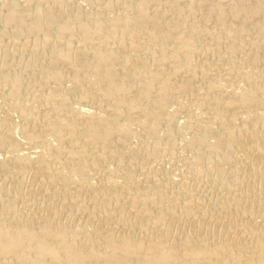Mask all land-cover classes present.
I'll return each instance as SVG.
<instances>
[{"label":"bare ground","instance_id":"bare-ground-1","mask_svg":"<svg viewBox=\"0 0 264 264\" xmlns=\"http://www.w3.org/2000/svg\"><path fill=\"white\" fill-rule=\"evenodd\" d=\"M132 1L92 0L93 10L80 5L69 6L71 3L68 5L67 0H54V8L48 0H9L6 3L5 23L15 24L12 38L23 31H39L40 37L33 38L31 51H39L47 40L52 41L54 47L49 50L50 55L47 54L44 63H38L34 58L27 61L41 75L31 83L25 82L17 70L8 69L0 73L1 97L6 100L9 110L17 111V125L25 135L24 142L44 150L43 153L35 152L34 157L31 154V157L13 154L8 160L0 161V168L9 164L18 178L22 177L25 169L31 168L33 174L28 176V183L34 182V176L38 174L39 181L63 185V188L69 184L72 192L69 196L76 198L74 206L88 208L94 212L95 219L87 222L82 232H77L73 219L61 222L45 213L21 217L15 206L0 196V264H264V203L257 210L247 212L237 205L241 201L236 203L231 197L230 204H226L223 201L225 195L221 194L206 206L205 200L199 202L189 193L184 182L175 186L176 192L168 197L162 193L164 180L148 174L145 177L153 185L142 187L139 184L143 183L134 181L132 169L128 167L121 185L112 183V173L109 175L108 170L103 182L101 180L95 186L101 195L98 196L97 192L98 197L93 200L85 201L86 198L77 194V187L88 182L87 172L97 171L103 153L117 164L118 169L125 167L122 165L124 158L126 161L134 157L132 152H124L126 137L120 136L127 133L126 127L136 111L147 117L148 122L141 124V128L148 130L157 150L159 140L156 132L160 120L164 119L168 124L173 122L172 115L164 111V105L173 97L170 83L178 75L184 78L176 85L177 94L187 97L184 108L188 112L191 106H196L201 112H197L198 115L189 112L185 125L194 133L193 139L184 141L193 151L189 164L193 174L197 175L212 165L220 168L224 163L236 162L230 155L233 147L255 154L251 161L255 157H264V116L253 118L250 115L251 118L246 117L239 122L234 111L259 108L264 114V72L241 71L240 77L249 87L240 93L222 95L223 92L219 91L221 84H211L207 71L199 67V62L197 69L193 58L197 51L203 55L216 49L221 37L216 34L213 44L195 43L199 34L210 32L205 21L213 19L215 24L223 26L228 37L231 33L241 37L236 41L238 36H233L235 41L228 43L222 57L236 55V51L248 44L249 31L254 30L257 33L254 47L258 48L260 55L256 53L251 61L248 60V65L253 69L260 59L264 61V21L255 22L251 27L252 19L264 13V0H227L231 2L230 6L223 0H197V3L194 0H169L170 7L175 8L163 9V14L159 12L162 15L156 10L159 2H154L156 11H149L147 4L151 0H135L133 13L125 16L127 18L122 17V13L133 6ZM224 4L229 10L224 8ZM165 18L171 20V26L165 27ZM197 18H201L209 28L196 24ZM113 36L115 38L112 39ZM169 41L170 45L166 43ZM167 63L168 71L165 70ZM60 64L67 69L66 75ZM161 72L167 77L158 78L164 74ZM62 76L68 80L69 87L55 81L53 86L49 83L50 79L58 81ZM133 92L135 94L129 97ZM72 99L87 100L95 106L102 103L103 107L107 106L108 114L104 115L100 111L102 106H99L101 108L96 114L89 115L75 109ZM203 115L217 120L219 130L214 131L216 128L211 123L200 126ZM4 116L0 115V149H15L21 143L14 138L12 123L7 122ZM47 134L54 137L55 144L47 141ZM210 134H214L213 141L209 140ZM166 138L173 142L174 133L167 132ZM250 139L259 142L246 146ZM220 148H225L221 155ZM239 155L244 156L243 152ZM217 179L221 182L219 175ZM90 182L87 184L93 183ZM67 204L65 207H70ZM227 206L236 207V212L220 215V209ZM200 207L208 210L202 212L206 213L204 217L196 213ZM179 214L186 219L181 215L184 221L180 220L175 225L174 219Z\"/></svg>","mask_w":264,"mask_h":264},{"label":"rangeland","instance_id":"rangeland-1","mask_svg":"<svg viewBox=\"0 0 264 264\" xmlns=\"http://www.w3.org/2000/svg\"><path fill=\"white\" fill-rule=\"evenodd\" d=\"M8 1L9 0H0V73L5 71V70H8V69L11 71L17 70L18 72L21 73V76L23 75L22 78L24 79L25 82L27 80L28 83H31V81L35 80V78L38 77L40 75V73L37 70L35 72V70H34L35 68L30 65L31 64L30 61L29 62H27V61L31 60V58H34L37 60V61L35 60L36 62L44 63V60L45 61L47 60V56H48L47 54H49L48 53L49 50H51L54 47V43L52 41L46 39L47 41H44L42 43L43 46L41 45L42 48L40 47V49H42V50L39 49V51L36 50V51L32 52L31 51L32 50V41H33L34 37H37V36L40 37V34L37 33L39 31H37V32H35L33 30L32 31H23L21 33V35L20 34H18V36L16 35L18 38L17 37L12 38L13 35H15V34H12L11 31H12V29L14 30V28H12V27L15 24L11 23V22L5 23V19H4V15L7 14V12H5L6 11L5 6H6V3ZM17 1L20 2V1H24V0H17ZM48 1L50 3L51 2L53 3V4L52 3L51 4H52V8H54L53 7V5L55 3V2H53L54 0H51V1L48 0ZM133 1H134V3H133ZM133 1H132L133 6L131 5L132 7H130V9L128 8L127 10H125L126 12L122 13V17L127 18L125 16H130L131 13H133L131 11H134L132 8L134 6L136 7L135 2L137 0L136 1L133 0ZM168 1L169 0H167V1H164V0H153L152 1L151 0L150 3L148 2V4H147V9L149 11L158 10L157 12H158V14H160L159 12L165 11L163 9H168V8L170 9L171 8L170 7L171 5H170V3L168 4ZM230 1L232 2L233 0H230ZM154 2H157V4L159 2L158 5H160L161 8L162 7L163 8L161 9L159 6V9H158L157 4ZM227 2H228L227 0L226 1L223 0V3H227ZM229 2L227 4L230 6L231 2L230 3ZM90 3H91V6H90ZM194 3H197V0H196V2L194 0ZM67 4L68 5L70 4L69 6H73V5L79 6L80 5V7H82V8L84 7L85 9L87 8V10H93L94 9L92 0H67ZM149 4H151V6H149ZM182 4H180V5H182L184 7L186 6V5H184L186 3L183 2ZM227 4L223 5L224 8H227V6H228ZM135 7H134V9H135ZM153 7L154 8L157 7L156 10H154ZM172 8H175V7L172 6ZM227 9L229 10V7ZM227 9H225V11L228 13ZM172 10H174V9H172ZM163 12H161V13L163 14ZM125 13H126V15H125ZM162 14H160V15H162ZM199 14L200 13H198V15ZM197 19H199L200 21L199 20L197 21ZM197 19H195L196 24H199L201 26H206V27L209 26L210 27V28L208 27L210 29V32H209L210 34L209 33L199 34L196 37L197 39L195 38V43H197L199 45L213 44L214 39H215L214 38L215 34H216V36H221L219 38L221 41L219 40L220 43L219 42L217 43L216 49L214 50V52H216L217 54L212 51L211 54L200 55V54H198L199 51H197L195 57H193L195 60V63H196V67L201 64L199 67L200 68L202 67L203 69H205L207 71V73L209 74V78H210L209 82L211 84H215V85H217L218 83L221 84V88H220L221 90H219V91L221 94L223 92L222 95H225L226 93H231V92L240 93L242 91V89L249 87L247 82L242 81V79L240 77V75H241L240 72L241 71H242L241 73H244V71H245V73L248 71L254 72V73H257V72L263 73L264 72V61L261 59L258 61V64L253 66V69H252V67H250L248 65V62H249L248 60L251 61V59L254 57V55H257V54L260 55L258 52L259 51L258 48L254 47V44L256 45V42H257V33L254 30H253V32L249 31V33H248L249 36H247L248 37V39H247L248 44H245L243 47H241L238 50V52L236 51V53H235L236 55H234L232 58H228V57L226 58L224 56L222 57L223 51H225L228 43L230 44V42L235 41V39H236V41L239 40L241 38L240 35L238 36L235 33L234 34L231 33L229 35L230 37H228L226 30H224V28H222L223 26H218L217 24H215L213 19H211L210 22L205 21V24H207L208 26L204 24V21L201 18H197ZM260 20L264 21V13L263 12L252 19L251 27H252V25L255 24V22H258ZM169 21H171V20H169V19L166 20V18H165V22H164L165 27H169L172 25V22H169ZM48 30L51 31L50 29H48ZM217 30L219 31V33L217 32ZM40 32H41V30H40ZM74 32H76V31H74ZM250 32H252V33H250ZM19 35H20V38H19ZM223 35H225V37H223ZM234 35L238 36L237 37L238 39L237 38L234 39L233 38ZM73 36H76V33H73ZM231 36H232V38H231ZM227 37L229 40L226 39ZM15 38L18 40H16ZM113 38H115V37L113 36L112 39ZM255 38H256V40H255ZM12 39H14V40H12ZM230 39H232V40H230ZM196 40H197V42H196ZM13 41H14V43H13ZM170 41L166 42V43L168 45H170ZM16 60H17V62H16ZM23 60H24V63H26V64L22 63ZM19 62H21L22 64ZM204 62H205V64H204ZM202 63H203V65H202ZM233 63H235V66ZM214 64H217V66H215ZM230 64H232V65H230ZM236 64H237V66H236ZM60 67H62V69L65 71L64 75H66L67 69L64 68L65 66L60 64ZM199 67H197V69ZM233 67H235V68L231 69ZM166 68L169 70V64L168 63L165 66V70L168 71ZM234 70H236V71L234 72ZM161 73H164V72H161ZM160 76L161 77H158L160 79H162V78L164 79L167 77V75L165 73L160 74ZM228 76H230L231 79H229ZM175 78L176 79H173V82L170 83V86L172 87L171 90H173L171 92L172 93L174 92L173 97L170 99V101H168L164 105V111L167 114L172 115L173 122L168 124V123H166V121L164 119L160 120V122L157 126V132H156L157 138L159 140V146L157 147V150L154 148V144L152 143V141L149 138L150 133L147 132L148 130L144 129L145 130L144 131L143 128H141V124H145L148 122V119H146L147 117L145 118L144 117L145 115L142 114V112L136 111V113L133 114V118L131 119L130 124H128L126 127V130L128 128V130L126 131L127 133L124 132V134H123L124 136L123 135L120 136V137H124L123 139H125V137H126V139L124 140V149H123L124 152L125 153L132 152L134 154V157L132 159L127 158L126 161L124 158L123 159L124 163L122 162V165L125 167L123 169H118L117 164L114 161L110 160L108 158V156L106 155V153H103V155L104 156L106 155L107 157H103V155H102V159L100 157V159H99L100 163L98 164V169H97L98 172L97 171H94V172L89 171L91 173L87 172L86 176L88 177L87 178L88 182L91 181L93 183L90 182L91 186L87 184L88 182L85 184L83 183L84 185L81 184L80 186H78L80 189H78V187H77V194L79 193V196H83V197H81L83 199L86 198L85 201H88L89 199H90L89 201L93 200L94 198L101 195L100 191L99 192L97 191L98 192V194H97V192L95 190L96 189L95 186L97 187L100 184L99 182L101 180H102L101 182H103L104 175L108 170H109L108 171L109 175H111V173H112V175H111L112 179L110 177V179L112 180V183L114 181V184L117 183L116 185H121L122 183H124L125 172H126V169L128 167V168L132 169L131 172H132V177L134 178V181L138 182L137 184L143 183V184H139L142 187H151L153 185V182H148L149 180L147 179V177H145L148 174H150V175L154 174L156 179L158 178L159 180H164L165 185H163L162 193L165 196L170 197L172 194H174L176 192V187L179 185V183L184 182L185 186H188L187 189L189 190V193L191 195L193 194L194 198L197 199V201L199 199V202H201V201L203 202L205 200L204 204L206 203V206H208L207 205L208 203H212L214 201V198L223 194V195H225L223 197L224 198L223 201L226 204H230L231 197H232V199L236 200V203H238L237 201H241V203L239 202L240 204L239 203L237 204L241 207V209L243 208V210H246L247 212L257 210L259 205L261 207L264 203V157H263V159L262 158L259 159L258 157H255L253 159V161H251V157H253V155H255V154L250 153V152L245 153L244 149L238 148V150H237L236 149L237 147H233V148H231V150H232V153H234V154H232L231 150H230V155L233 157L234 161L236 160V162L233 161L234 163L231 162L230 164L224 163L223 165L220 166V168L212 165V166H210V168H207L206 170H202L197 175H195L191 172L192 169L190 168L189 164H190L191 159L193 158V151H190V149H188L186 142H187V140L193 139L194 133H193L192 129L190 130V129L185 128L186 127L185 125H186V123H188L189 116L191 113H195L194 115H198L197 112L198 113H201V112L196 108V106H193V107L191 106L189 108V111L188 112L186 111V109L184 107L187 105V101H186L187 97L177 94V89H176V85L178 84V82L180 83V81L182 79L184 80V78H182L181 75L180 76L178 75V77L176 76ZM59 79L57 81L56 78H52L49 80V83L53 86L54 81H55V83L58 82V83H61V85H63V86L65 85V86L69 87L70 84H69L68 80L65 79L64 76H62V78L60 77ZM64 80H65V82H64ZM250 86H251V84H250ZM89 90H91V89H89ZM224 90H226V91H224ZM134 94H135V92L131 93V95L129 97L133 96ZM71 98H73V97H71ZM262 98L264 99V94H262ZM3 100L4 99L1 97V91H0V105H1L0 115L1 116L6 115L4 117L7 119V122H9L10 124L12 123L11 129L13 131V136L16 140L20 141L21 144L18 147H16L15 149H11L12 152L10 149L1 148L0 149V159H1L0 161H3V159H4V161L8 160V157H10L13 154H16V155H23V154L24 155H30L31 154L33 156L35 152L36 153H43L44 150L42 148L35 146V145L31 146V145L27 144L26 142H24L25 141V137H24L25 135L21 132L19 126L17 125L19 122L18 113H17V111L11 110V108L9 110V108H7V104H5L6 100L5 101H3ZM71 104L75 109L82 110L89 115H93V113L96 114V112H98L101 108L99 106H102L100 111H102L103 114L104 113L106 115L108 114L107 106L105 105L103 107L104 104H102V103L99 104V106H98V104H96V106H95L94 104L89 103L87 100H81L80 101V100L72 99ZM153 104H154V102H153ZM183 105H185V106H183ZM182 106H183V109L181 108ZM103 108H105V109H103ZM103 110H105V112ZM249 110L242 111V109L239 110V108L234 110L237 113V118H238L239 122H240V119L246 120V117H247V119H249L251 117L254 118V117L264 116V114L260 111L259 108L258 109L252 108V110L251 109H249ZM106 111H107V113H106ZM259 111H260V113H259ZM189 112H191V113H189ZM246 113H248V115H246ZM256 114L257 115L259 114V115L256 116ZM250 115H251V117H250ZM203 116L204 117H201L202 120L199 122L200 126H205V124L207 125V123H211V126L216 128V129L212 128V129H214V131L219 130L218 129L219 124H218L217 120H214L215 121L214 122L212 119H210L208 117L206 118V115H203ZM167 132H173L174 133L173 142H170L166 138ZM210 135H211L212 139L209 136V140L213 141L214 134H213V136H212V134H210ZM46 139H47V141L51 142V144H55L54 137L51 136L50 134L46 135ZM251 140L252 139L246 141V143H245L246 146L247 145L251 146L254 141H255L254 142L255 145L259 142L257 139L253 140V141H251ZM184 141H186V142H184ZM184 143H186V144H184ZM263 143H264V140L262 141V144ZM220 151H222V152H220ZM224 151H225V148H222L221 150H219V154L221 155ZM238 151H240V152H238ZM237 152H238V154H237ZM242 152H243L244 156L239 155V153L241 154ZM31 155H30V157H31ZM240 156H242V157H240ZM246 157L250 158V160L247 159ZM113 170H115V171H113ZM177 171H179V172H177ZM100 173H102V174H100ZM30 174L31 175L33 174V170H31V168H27V169H25L22 177L20 176V178H18V175H16L13 172L12 167H10L9 164L6 165V168L5 167L0 168V191H1L0 196L3 197V199L7 200L9 203L13 204L15 206V208L17 209V211L21 214V217L39 216V215H41L40 213H42V214L45 213V215L47 217L53 218V219L57 218L56 220L61 221V222L68 221V220L72 221V219H73V221H72L73 227H74L75 231H77V232H82L83 231L82 229L84 226H86V223L92 221V219L93 220L95 219L94 212L92 213L91 211H89L88 208L85 207V209H84V208L78 207L76 205L74 206V204L76 202V198L69 196L70 194H72V192L70 191V185L69 184L64 185V188H63V185H59L60 187L57 185H54L52 183H51L52 184L51 185L48 182L39 181V179L37 177L38 174H37V176L36 175L34 176L35 177L33 179V180H35L34 182L29 181V183H28V180H30V179H28V176H30ZM217 174L220 176L221 182H218V179H217L218 175ZM36 177H37L39 183L37 182ZM182 179H184L185 181H182ZM97 180H98V182H97ZM145 181H146V183H145ZM31 182H32V184H31ZM17 183H19V184L21 183L20 184L21 186L19 184H18V186H16ZM28 184L29 185L31 184V187L33 185L34 188L29 187ZM53 186H55V187H53ZM67 186H68V189H67ZM17 187H18V189H17ZM89 189H90L91 193H90ZM250 189H251V192H250ZM28 190H31L33 192L28 191ZM65 190H66V192H65ZM248 190H249V192H248ZM4 191H6V192H4ZM81 192H82V194H81ZM27 193H29V194H27ZM85 193H87V194H85ZM92 195H94V196H92ZM87 196H89V197H87ZM206 199H208V200H206ZM61 201H63L64 203ZM69 201L70 202L72 201L73 204H72V202L70 203ZM257 201H258V203H257ZM66 204L70 205L71 208L65 207ZM251 204L253 206H251ZM50 205H52V206H50ZM17 206H18V208H17ZM56 206H59V207L56 208ZM254 206H256V207H254ZM50 207L53 209V211ZM59 208H62V210H60ZM66 208H68V210ZM64 209H66L67 211ZM198 209H200L202 211H200ZM198 209H197L198 210L197 211L195 208L196 213L198 215L201 214L200 215L201 217H204V215L206 214V213H202V212L208 211V210L201 209V207ZM235 209H237V208L232 207V206H227L226 209H224V208L220 209L219 212H220V215L226 216V214L229 215L231 213L236 212ZM59 211L60 212L63 211L62 212L63 214H59L60 213ZM66 212H68V215ZM58 215H60V216H58ZM181 215L179 214L176 217V218L180 217V219H176V218L174 219L176 221L174 223L175 225L178 224L179 222H181L180 220L184 221L186 219V217L184 218L182 215V217L184 219L183 220ZM59 218H61L62 220ZM83 218H84V220H83ZM63 219H65V220H63ZM260 219L261 218H258V220H260ZM187 222L188 221L185 222L186 228H188ZM175 232H176V229H175Z\"/></svg>","mask_w":264,"mask_h":264}]
</instances>
